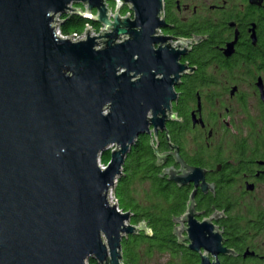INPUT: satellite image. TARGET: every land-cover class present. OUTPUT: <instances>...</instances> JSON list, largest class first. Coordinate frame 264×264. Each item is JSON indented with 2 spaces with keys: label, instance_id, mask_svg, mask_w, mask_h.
I'll use <instances>...</instances> for the list:
<instances>
[{
  "label": "water",
  "instance_id": "water-1",
  "mask_svg": "<svg viewBox=\"0 0 264 264\" xmlns=\"http://www.w3.org/2000/svg\"><path fill=\"white\" fill-rule=\"evenodd\" d=\"M66 15L103 29L64 38ZM166 27L163 0H0V264H123L122 239L152 232L130 224L108 194L141 136L152 137L157 164L170 155L181 165L167 169L169 181L203 180L177 147L158 150L159 133L177 119L174 88L188 74L181 48L193 42L174 43ZM193 207L191 195L174 235L200 264H220L221 236L196 222Z\"/></svg>",
  "mask_w": 264,
  "mask_h": 264
},
{
  "label": "flooded vegetation",
  "instance_id": "flooded-vegetation-1",
  "mask_svg": "<svg viewBox=\"0 0 264 264\" xmlns=\"http://www.w3.org/2000/svg\"><path fill=\"white\" fill-rule=\"evenodd\" d=\"M163 4L162 35L193 42L181 48L188 49L180 59L188 74L174 88L177 119L159 133L162 154L174 145L186 165L204 170L197 186H179L165 173L181 165L170 155L159 163L162 177L187 195L174 219L192 195L196 222H211L228 251L220 264H264V0ZM189 251L200 264L201 254Z\"/></svg>",
  "mask_w": 264,
  "mask_h": 264
},
{
  "label": "trees",
  "instance_id": "trees-1",
  "mask_svg": "<svg viewBox=\"0 0 264 264\" xmlns=\"http://www.w3.org/2000/svg\"><path fill=\"white\" fill-rule=\"evenodd\" d=\"M110 7L114 4L108 1ZM123 14L127 9L121 11ZM87 26L98 30L100 25L78 15H66L59 29L63 35L81 34ZM150 135L141 136L134 144L123 166V174L114 188L118 207L131 214L130 224L144 221L151 230V236L143 233L129 235L122 239L123 264H150L155 254H168L166 264H198V258L178 243L174 235V218L185 210L187 195L162 177V165L151 145ZM158 150L165 149L166 142L158 135ZM110 153L100 157L106 165ZM88 264H98L89 259Z\"/></svg>",
  "mask_w": 264,
  "mask_h": 264
},
{
  "label": "built area",
  "instance_id": "built-area-1",
  "mask_svg": "<svg viewBox=\"0 0 264 264\" xmlns=\"http://www.w3.org/2000/svg\"><path fill=\"white\" fill-rule=\"evenodd\" d=\"M114 4V3H113ZM108 5H109V3H108ZM109 8L111 9V10H113L114 9V6L113 7H110V5H109ZM130 13V11L128 10V12L126 13V14H123L122 12H121V15H122V17H125L126 15H128ZM63 18H60L59 20H62ZM60 27V26H59ZM92 28V27H91ZM103 29V27L102 26H100V28L96 31V30H93L92 29V32H91V35H97V34H99L100 33V31ZM97 32V33H96ZM57 34L58 35H60V36H62V37H64V38H67V37H72V39H73V41H80V40H83L84 38H85V34H86V28H85V30L81 33V34H72V35H63V34H61V32H60V29L58 28V30H57ZM119 41H121V40H119ZM98 164H99V166H100V168L101 169H105L106 168V165H104V164H102L101 163V161H100V159H98ZM113 193H114V190L112 191V192H110L109 194H108V200H109V202H110V204H115L116 203V211L117 212H119L120 211V213H122V214H124V213H127V212H124L123 210H121L119 207H118V204H117V201H116V199L114 198V195H113ZM86 264H88V262H86Z\"/></svg>",
  "mask_w": 264,
  "mask_h": 264
},
{
  "label": "rangeland",
  "instance_id": "rangeland-1",
  "mask_svg": "<svg viewBox=\"0 0 264 264\" xmlns=\"http://www.w3.org/2000/svg\"><path fill=\"white\" fill-rule=\"evenodd\" d=\"M124 9H126V8H124ZM169 259L170 258H169L168 254H165V253L162 255L155 254L150 264H166Z\"/></svg>",
  "mask_w": 264,
  "mask_h": 264
}]
</instances>
